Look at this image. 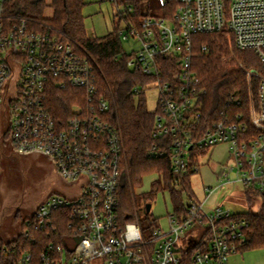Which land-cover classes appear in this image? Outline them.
I'll list each match as a JSON object with an SVG mask.
<instances>
[{"label":"built area","instance_id":"1","mask_svg":"<svg viewBox=\"0 0 264 264\" xmlns=\"http://www.w3.org/2000/svg\"><path fill=\"white\" fill-rule=\"evenodd\" d=\"M10 1L0 0V157L6 147L19 155H44L65 185L37 203L13 239H0V264H179L182 249L192 247L183 241L195 225L190 264H229L247 243L249 221L222 205L209 209L216 188H208L204 200L184 189L190 196L185 213H169L167 229L146 235L137 212L136 221L121 222L124 142L112 102L99 94L93 64L69 42L9 16ZM158 2L164 8L169 0ZM212 32H225L237 49L253 50L264 67V0H177L171 15L163 9L119 28L122 41L137 43L124 51L128 66L158 83L152 130L157 142L148 155H169L174 185L183 188L190 171H200L198 153L228 144L234 163L222 169L220 185L234 172V181L264 194V72L246 71L249 123L243 114H226L204 125L205 90L194 59L209 48L203 44L197 52L194 36ZM253 77L259 78L257 101ZM52 85L83 93V104H74L64 122L48 104ZM145 89L138 85L135 93Z\"/></svg>","mask_w":264,"mask_h":264},{"label":"trees","instance_id":"2","mask_svg":"<svg viewBox=\"0 0 264 264\" xmlns=\"http://www.w3.org/2000/svg\"><path fill=\"white\" fill-rule=\"evenodd\" d=\"M118 5H124L125 11L114 19V32L102 37L90 36L87 32L82 13L84 0H11L8 4V15L25 18L36 31L45 32L69 42L74 49L88 58L94 66L97 87L100 95L112 102L113 122L120 130L124 142L123 178L120 186L119 214L121 222L131 221L136 210L134 188L142 180L145 173L158 172L160 178L155 183V191L170 189L175 210L185 213L183 202L184 189H189L191 170L185 178V187L177 189L173 181L172 163L169 155L162 158H150L148 151L157 142L152 130L154 114L149 111L144 91L135 93V87L146 84L150 77L128 66L130 54L125 53L122 40L118 35L122 23L132 21L139 24L144 16L150 15L143 8V0H114ZM177 0H169L164 9L171 15ZM53 9L52 16H47L48 8ZM132 7L133 12L129 11ZM195 49L208 45L207 51H199L194 59V69L200 80V86L205 90L202 96V114L206 123L218 120L229 114L236 117L244 115V120H250V87L247 73L244 69L234 67L225 62L224 57L234 52L246 68L255 67L264 72L263 64L258 55L250 49L230 50L232 42L225 32H212L194 36ZM253 96L258 100L259 80H252ZM138 97V100L136 99ZM241 103L232 102L231 97ZM48 104L50 110L59 121L64 122L72 115L74 104L84 102L83 93L78 89L59 88L52 85L49 90ZM203 151L202 153H204ZM196 152L193 155V163ZM200 166V165H199ZM248 202L261 201L258 212L237 213L236 217H245L249 221L247 243L241 249L264 248V194L252 189H245ZM146 203L150 200L146 197ZM67 220L65 215L61 220ZM140 225L141 221L139 220ZM151 229L159 227L157 224ZM143 229V227H142ZM144 230V229H143ZM146 235L149 234L144 231ZM194 246L182 249V260L179 264H190Z\"/></svg>","mask_w":264,"mask_h":264},{"label":"rangeland","instance_id":"3","mask_svg":"<svg viewBox=\"0 0 264 264\" xmlns=\"http://www.w3.org/2000/svg\"><path fill=\"white\" fill-rule=\"evenodd\" d=\"M84 1L85 6L82 13L88 34L93 37H102L113 33L114 19L118 13L125 11V6L118 5L112 0ZM142 6L151 15L160 14L163 10L158 0H143ZM52 14L53 9L49 7L46 15L52 16ZM227 37L229 38L228 35ZM122 43L125 51L128 52L137 47V43L133 40H125ZM234 49L236 48L230 44V50ZM223 60L245 71L250 69L246 68L243 61L234 52L224 57ZM257 79L259 80V78ZM144 86H146L144 95L147 107L149 111L155 113L159 107L158 83L149 79L146 84L141 85V88ZM138 97L136 96L137 100ZM8 148H3L0 157L1 240L13 239L21 230L22 220L34 212L37 203L50 193L60 190V186L63 184L65 185L55 174L52 164L44 155H19ZM197 159L200 171L190 176V187L187 189L192 198L204 200L209 194L208 188H216L214 193L209 196L207 203L209 209L222 205L237 213L260 211L261 201L251 203L246 200L244 186L233 180L234 172L226 176L225 183L220 185L219 174L222 169L234 163L228 144H220L209 148L204 153H198ZM159 178L158 172L145 173L141 182L134 188L136 210L134 209V217L131 221L137 220V212L142 227L147 233L150 232L151 226L154 224L167 229L169 213L175 209L170 189L163 188L155 191V183ZM176 188L181 190L182 187L176 186ZM190 196L184 191L183 202L188 203ZM146 197L152 204L150 213H146L145 210ZM196 229L195 225L188 231V237L183 241L186 245L193 246L198 241ZM229 264H264V248L246 249L234 253L229 259Z\"/></svg>","mask_w":264,"mask_h":264},{"label":"water","instance_id":"4","mask_svg":"<svg viewBox=\"0 0 264 264\" xmlns=\"http://www.w3.org/2000/svg\"><path fill=\"white\" fill-rule=\"evenodd\" d=\"M151 209H152V204L150 202L146 203V208H145L146 213H150Z\"/></svg>","mask_w":264,"mask_h":264}]
</instances>
